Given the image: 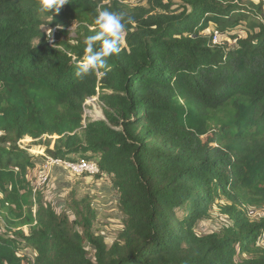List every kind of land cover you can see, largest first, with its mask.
I'll use <instances>...</instances> for the list:
<instances>
[{"label": "trees", "instance_id": "1", "mask_svg": "<svg viewBox=\"0 0 264 264\" xmlns=\"http://www.w3.org/2000/svg\"><path fill=\"white\" fill-rule=\"evenodd\" d=\"M124 1L70 0L56 15L0 0V264H264V218L247 212L264 207V3ZM98 10L134 23L111 71L79 80ZM211 25L247 35L213 45ZM93 97L105 119L84 118ZM26 137L52 157L98 159L94 177L119 195L116 241L96 233L90 204L77 201L72 220L34 194ZM222 197L236 205L225 209L233 225L197 234Z\"/></svg>", "mask_w": 264, "mask_h": 264}, {"label": "rangeland", "instance_id": "2", "mask_svg": "<svg viewBox=\"0 0 264 264\" xmlns=\"http://www.w3.org/2000/svg\"><path fill=\"white\" fill-rule=\"evenodd\" d=\"M147 1L148 0H125L123 3L124 5L128 6L127 8H133L137 6H146ZM174 1L177 3V0ZM253 1L255 3H264V0ZM175 7L176 6H174L173 8ZM258 19L259 21L264 22V18L262 16H260ZM45 29L46 31H48V29L52 28L47 27ZM215 29L216 27L211 25L210 29L206 31V34L212 33V31ZM76 30V24L69 28L70 38L76 37ZM247 30V25H242L229 34H238L239 37L243 38L247 35ZM229 34H223L222 44H226L229 47H235L236 41L232 40ZM63 39H65V37H63ZM84 118L87 120L105 119L103 105L99 101L98 97H93L89 99V103H86ZM55 138L56 137H53V139ZM203 139L205 140L206 138ZM23 140H26V138ZM53 142L54 140H52L50 144L51 147L54 144ZM41 144L37 146L36 144H34V142H28L24 143L23 145L27 146V150H29V152L34 155L35 158L39 159V162H41L42 164L45 160L44 156L42 155L43 152L46 155H51L46 151V147ZM42 148L43 152L42 154H39L37 151ZM78 159H80V157ZM41 166L38 165L37 168L40 169ZM60 170H58V168H54L50 173L47 184L42 189H39L45 200L48 203H51L58 213L67 211L72 220L74 219V213L69 209H71L77 201H80V203L82 201L83 205L90 204L96 214V218L94 221V230L97 234L104 237L108 245H111L114 241L117 240L118 235L124 228L123 216L118 204L119 195L113 187L111 181L106 177H90L87 175H73V177L70 176L71 178H69L65 173H63V170ZM38 175L39 172L37 170L35 172H30L29 177L32 180L33 185H36L38 181ZM231 206L236 205H233L232 202L227 200L225 197L217 199L209 210V216L202 219L197 224V234H211L233 225V221L231 220L230 215L225 211L227 207ZM242 208L243 207H240L241 210ZM247 212L248 217L251 220L257 221L264 218V207L257 209L249 207ZM258 244L261 247H264V232L259 238ZM25 250L28 251L29 248ZM29 251L31 257L33 258L34 254L32 250ZM249 255L250 254L248 253L244 254L245 257H248Z\"/></svg>", "mask_w": 264, "mask_h": 264}, {"label": "clouds", "instance_id": "3", "mask_svg": "<svg viewBox=\"0 0 264 264\" xmlns=\"http://www.w3.org/2000/svg\"><path fill=\"white\" fill-rule=\"evenodd\" d=\"M38 3L41 14L54 12L59 15L61 10L71 2L70 0H38ZM50 19L53 21L52 15ZM132 23L134 21L131 18L126 19L123 13L98 10L94 20L95 27L90 29L95 34L84 40L83 59L77 64L76 78L83 80L91 75L100 77L111 71L109 60L121 52L128 30L127 25ZM57 28L63 30L60 25H57ZM47 35L51 42L53 29H48Z\"/></svg>", "mask_w": 264, "mask_h": 264}, {"label": "built area", "instance_id": "4", "mask_svg": "<svg viewBox=\"0 0 264 264\" xmlns=\"http://www.w3.org/2000/svg\"><path fill=\"white\" fill-rule=\"evenodd\" d=\"M211 34L212 44L221 45L223 34H221L217 29L213 30ZM86 103H89V100H87ZM28 142H33V139L26 137V140H21L19 142V146L23 149H27V146H24L23 144ZM42 152L39 151L38 153L42 154ZM42 155L44 156L45 160L42 164H40V166L42 165L40 169H36L39 172V175L36 185H33L34 194L47 184L50 173L54 168L63 169L75 176L87 175L90 177H94L100 174L98 159H87L81 157L80 159H63L46 155L44 152Z\"/></svg>", "mask_w": 264, "mask_h": 264}, {"label": "crops", "instance_id": "5", "mask_svg": "<svg viewBox=\"0 0 264 264\" xmlns=\"http://www.w3.org/2000/svg\"><path fill=\"white\" fill-rule=\"evenodd\" d=\"M40 164H41V162H39V164H38V165L40 166ZM58 170H60V168H58ZM61 170H63V169H61ZM61 170H60V171H61ZM64 171H65V170H63V173H65L67 177H69V178H71L70 176H72V177H73V175H72V174H70L69 172H64Z\"/></svg>", "mask_w": 264, "mask_h": 264}, {"label": "bare ground", "instance_id": "6", "mask_svg": "<svg viewBox=\"0 0 264 264\" xmlns=\"http://www.w3.org/2000/svg\"><path fill=\"white\" fill-rule=\"evenodd\" d=\"M100 114V113H99ZM40 152H42V150H39ZM39 151H37V152H39Z\"/></svg>", "mask_w": 264, "mask_h": 264}]
</instances>
